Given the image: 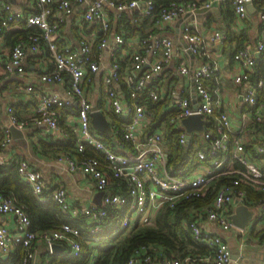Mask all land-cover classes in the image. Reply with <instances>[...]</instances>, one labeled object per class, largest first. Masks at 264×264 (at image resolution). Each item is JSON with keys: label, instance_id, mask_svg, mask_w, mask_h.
Here are the masks:
<instances>
[{"label": "built area", "instance_id": "2783aa9c", "mask_svg": "<svg viewBox=\"0 0 264 264\" xmlns=\"http://www.w3.org/2000/svg\"><path fill=\"white\" fill-rule=\"evenodd\" d=\"M213 1L231 3L237 19H243L247 5L254 3L264 22V0H170L157 6L154 0H29L30 8L26 14L15 10L10 2L0 1V35L22 22L23 30L32 26L39 29L27 32L7 51L0 50V75L20 76L24 73L27 55L43 57L44 67L38 80L60 84L64 89L63 95L39 91L33 113L26 119H18L8 106L10 124L22 128L33 122L61 132L59 118L62 111L76 104V110L70 113L77 123L73 152H61L57 158L67 170L80 171L93 181L95 190L102 191L100 203L72 205L62 186L46 192L43 174L25 159L17 161V172L41 202L52 201L71 216L85 217L93 241L107 242L135 224H152L158 209L201 196L204 188L217 179L222 181L211 203L190 205L191 219L186 222L193 238L206 245L208 251L183 259L163 258L156 262L229 264L231 249L228 242L221 234L204 229L202 221H214L221 230L234 228L242 232L246 227L235 226L229 217L233 206L239 203L257 208L256 216L264 219V143L257 144L253 152L246 146L251 137L241 136L247 129L250 131V122L264 118V103L257 97V88L263 81L250 79L254 55L244 45L233 47L232 78L243 85L241 98L245 106L241 114L248 119L247 125L242 122L240 129L233 132L229 115L219 109L216 92L205 82L217 75L219 65L213 57V47L222 46L228 39L223 30L214 28L204 35L185 21L181 29L182 44L176 48L175 40L167 34L145 31L132 37L111 27L112 19L122 18L126 11L134 12L131 22L136 25L141 17L166 23L186 14L193 15L199 7L209 8ZM76 3H85L78 19L86 25L94 23L96 32L80 37L76 46L60 44L63 15L70 14ZM263 48L264 34L256 43V51ZM193 60H196L195 65ZM170 61L176 63L177 73L188 82L164 83L160 73ZM98 78L97 89L92 91ZM190 85H193V91ZM25 88L35 92L32 84ZM155 101L160 102L166 118L160 126L150 128L155 114L149 102ZM94 111L105 116L106 131L99 132L91 124L90 113ZM193 114L201 115L205 122L202 130H193L187 137L181 120ZM114 116L122 120H116ZM166 124L177 130L179 145L194 147L195 162L187 171L173 172L168 165ZM3 131L0 164L9 160L4 153L11 137L9 127ZM256 138L260 140L261 137ZM87 149L99 152L100 156L88 154ZM252 191L261 196L251 197ZM0 213L11 214L14 222L13 230L0 223V250L5 253L15 245H21L23 253L17 264L31 263L36 239L45 240L49 250L53 240H61L69 247L71 257L79 255V228L64 222L52 230H33L23 207L2 192ZM256 219L254 217L250 222ZM149 263L148 257L129 260V264ZM63 264L79 263L67 260ZM83 264H95L94 255Z\"/></svg>", "mask_w": 264, "mask_h": 264}, {"label": "crops", "instance_id": "0c3cea01", "mask_svg": "<svg viewBox=\"0 0 264 264\" xmlns=\"http://www.w3.org/2000/svg\"><path fill=\"white\" fill-rule=\"evenodd\" d=\"M3 1L10 2L15 10L21 11L23 14H26L30 8L29 0ZM84 4H74L72 12L68 15H63V21L60 24V44L69 43L72 46H76L80 37L92 35V33L96 32V25L94 23L86 25L78 19ZM216 8L215 11H211L210 13H199L198 19L194 18L190 20L189 24L197 27L204 35L208 34L214 28L223 30L225 33L229 30L233 35H239V40H241L242 44L255 57L252 74L255 72L256 66L260 65L262 69L261 76L257 77L256 80L261 79L264 85V48L256 51V43L264 34V22L258 16L257 6L254 3L248 4L246 16L243 19H237L234 11L231 13L232 15L229 14L228 9H233L229 2L219 3ZM133 13V11H126L123 17L131 21ZM145 19L146 17H141L139 20L140 25L144 23V32L153 31L157 34L172 36L175 39L176 48L182 44V40L178 35L182 29L183 22L186 21L183 16L166 23L156 22L150 17L144 22ZM111 24L113 29H118L117 26L119 23L117 19L113 18ZM23 25V22L16 26L13 25L9 29H6L5 32L14 31L15 29L23 30ZM34 30L39 31L37 27H34ZM119 30H123V28L120 27ZM5 32L0 35V50L3 51H7L12 47L10 40L5 37ZM135 34L130 36L133 37ZM236 43L237 41L235 39L230 41L227 39L222 46L213 47V57L217 61L219 68L216 77L205 80L207 87L215 91L219 98V109L229 115L233 132H237L240 129L242 122L246 125L248 124V119L241 114L242 108L245 106L241 98L243 85L237 84L232 78L234 66L233 59L231 58V50ZM44 61L45 59L43 57L32 58L27 55L25 58V70L22 75L9 74L6 77L0 75V136L4 134L3 129L10 125L7 113L8 106L12 107L14 115L21 120L26 119L33 113V109L37 104V93L39 91L63 95L64 89L62 85L45 83L38 80V74L44 67ZM192 63L195 65L196 60H193ZM160 76L163 78L165 84L188 82L186 78L177 73V66L174 61H170L163 66ZM212 79L213 81H211ZM99 81L98 78L92 87V91H96ZM29 84L34 85L35 92H28L26 90L25 87ZM76 107V104H73L67 110L62 111L61 117L59 118L61 132H54L45 124H35L33 122H28L22 128H17L19 131L16 134L12 133L9 129L11 137L9 143L4 148V153L9 159H25L32 168L38 169L43 174L46 192L56 186H62L66 190L71 204L81 207L90 202H94V196L97 191L95 190L93 181L80 171L71 172L67 170L66 165L57 158L65 150H55L50 146V144L63 143L69 139L68 131L64 125H69L75 134L77 123L75 117L70 115V113L75 111ZM241 136L244 138H252L254 137V133L247 129ZM255 209L258 211L257 208ZM256 217L257 219L249 222L246 229L242 232L234 228L221 230L217 223L210 220L202 221V227L209 232L221 234L228 242L231 251L237 253V257L231 260L229 264H264V219L260 218L259 215ZM0 223L6 225L11 230L14 229L13 217L9 213H0ZM62 223L58 224L57 227ZM53 242L59 246L56 251L49 250L45 240L36 239L30 264H53L49 260V253H53L56 260H58L57 256L63 253L65 243L56 239ZM95 242L91 240L90 244H94ZM19 249L18 245H15L9 252L3 253L0 250V257L3 261L8 259L9 262L7 264H17L19 260ZM15 255H17V258H14ZM93 255H95V252ZM59 263L57 262V264ZM151 264L160 263L155 261Z\"/></svg>", "mask_w": 264, "mask_h": 264}, {"label": "trees", "instance_id": "16d2710c", "mask_svg": "<svg viewBox=\"0 0 264 264\" xmlns=\"http://www.w3.org/2000/svg\"><path fill=\"white\" fill-rule=\"evenodd\" d=\"M168 1L170 0H154L156 6ZM228 10L229 14L233 13V9ZM147 18L148 17H146V19ZM146 19L144 22H146ZM117 20L119 23L117 26L118 29H116L117 31L122 27L127 35L144 32V23L136 25L130 20H127L126 17ZM32 29L34 30V26L26 30L15 29L14 31L4 32L5 37L10 40L11 46H13L20 37L26 35L27 32ZM226 35L228 41L232 39L237 41L235 47L243 45L241 40H239V35H233L229 30L226 31ZM233 52L234 48L231 50V58L233 57ZM261 71L260 65H257L255 72L251 74V81H255L257 77L261 76ZM211 81H213V79ZM257 97L259 101L264 103V85L257 88ZM149 105L154 110L155 114L150 128L160 126L166 118L165 113L161 110L160 102H149ZM114 117L116 120H122L120 117ZM64 126L68 131L69 139L63 143L50 144V146L55 150L73 152L75 134L69 125ZM248 128L254 133V137L251 138L250 143L246 144V146L254 152L256 151L257 144L264 143V118L261 120H253L249 123ZM164 136L169 145L168 165L172 167L173 172L189 170L195 162V150L193 145L187 147L179 145V143H177V130L167 124ZM257 136L261 137L260 140H257ZM1 139L2 136H0V140ZM41 145L43 144L41 143ZM199 146L202 147L201 144H199ZM86 152L97 157L100 156L99 152L93 151L92 149H87ZM17 161L18 159L11 158L7 162L0 164V192L10 196L16 204L23 207L30 219L31 229L36 231L52 230L56 228L58 224L67 222L80 230V235L77 237L81 245L79 255L76 257H69V247L64 244L65 249L63 253L57 256L58 260H56L53 253L48 254L49 260L53 264H57V262L59 263L61 261L64 262L65 260H72L75 263L83 264L94 252L95 264H129V260L132 257H137L139 260H144L145 257H148V260L152 263L163 258L183 259L185 256L199 255L208 251L206 245L193 238L186 222H189L191 219L189 213L190 205L207 206L210 204L222 179H217L213 184L205 187L201 196L178 202L173 207H162L158 209L152 224H135L129 231L118 232L110 241L98 240L94 244H90L92 239H90L91 235L87 231V221L85 217L81 215L77 217L71 216L61 210L59 205L52 201L40 202L37 196L32 193L28 184L19 176L17 172ZM119 183L123 185L122 182ZM250 196L258 197L261 196V194L252 191ZM262 217L264 216L262 215ZM117 221L118 219L115 220V222ZM123 233L125 234L123 235ZM113 239L115 240L113 241ZM21 248L23 249V247L18 244L19 258L23 253ZM136 251H139V253L136 254ZM14 258H17V255H15ZM8 262V259L3 261L0 257V264H7Z\"/></svg>", "mask_w": 264, "mask_h": 264}, {"label": "water", "instance_id": "95a60500", "mask_svg": "<svg viewBox=\"0 0 264 264\" xmlns=\"http://www.w3.org/2000/svg\"><path fill=\"white\" fill-rule=\"evenodd\" d=\"M216 7H217V2L213 1L211 7H209V8L208 7H199L196 9L195 14H193V15L192 14H186V15H184V18L186 21L193 20L194 18L198 19L199 13H210L211 11H215V9H217ZM184 22H183V24H184ZM178 36H179V38L181 37V31L179 32ZM190 56L192 57L193 54H190ZM144 66H146V65H144ZM190 89L192 91L194 90L193 85H191ZM192 95L194 96V94H192ZM90 122L94 127H96V129L99 132H104L107 130L108 122H107L105 116L103 115V113L100 111H94V112L90 113ZM204 122H205L204 119L199 114L188 115V116L182 118V120H181V123L186 130L187 137L190 136V134L193 130H197V131L202 130ZM9 129L14 134H16L19 131L17 129V127L14 126L13 124L9 125ZM101 194H102V191L96 192V194L94 196V202L100 203ZM256 214H257V211L255 208L249 207L248 205L243 204V203H239V204H236L233 206L232 212L230 213L229 217L231 219V222L235 226H237L239 228H245L248 225V223L254 217H256ZM50 246H51L52 251H56L59 247L58 244H56L55 242H51ZM236 254L237 253H235L234 251H231V260H233L237 257ZM231 260H230V262H231Z\"/></svg>", "mask_w": 264, "mask_h": 264}]
</instances>
